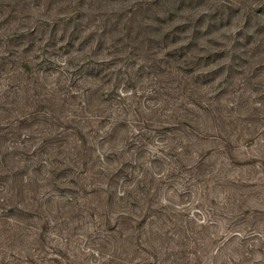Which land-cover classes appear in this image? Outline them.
<instances>
[{
	"label": "trees",
	"instance_id": "trees-1",
	"mask_svg": "<svg viewBox=\"0 0 264 264\" xmlns=\"http://www.w3.org/2000/svg\"><path fill=\"white\" fill-rule=\"evenodd\" d=\"M193 1L61 0L54 20L60 25L51 23L48 32L46 21L23 24L0 15V78L10 72L20 84L12 99L0 85V175L9 186L0 216L28 213L33 202L41 206L48 190L71 189L95 217L97 204H90L106 190L102 225L109 233L95 248L97 258L76 264H264V209L249 205L247 191L264 188V142L244 157L249 175L237 178L202 168L190 131L179 129L193 122L199 128L196 106L214 110L194 92L203 84L221 88L225 73L251 83L263 104L255 109L264 108V0L183 7ZM79 20H85L80 27ZM130 55L135 62L147 59L146 69L134 61L122 69ZM212 118L225 153L258 132L243 125L233 137V113L218 109ZM172 129L179 131L165 135ZM182 169L188 175L180 178L206 181V196L208 181L222 188L212 204L200 189L187 193L208 205L201 215L174 206L173 196L182 197L186 184L168 188L167 182ZM168 189L172 196L163 195Z\"/></svg>",
	"mask_w": 264,
	"mask_h": 264
},
{
	"label": "rangeland",
	"instance_id": "rangeland-1",
	"mask_svg": "<svg viewBox=\"0 0 264 264\" xmlns=\"http://www.w3.org/2000/svg\"><path fill=\"white\" fill-rule=\"evenodd\" d=\"M59 1L61 0H0V15H2L3 12L9 13L11 16H16L17 22L22 21L23 24H28L32 21V18H37L38 24L42 21H46L47 25L49 24L47 29L48 32L52 28L51 23L55 25V29L60 25L58 22L54 21L59 19V15H61L57 10ZM104 1L106 4L110 3L111 5L113 0ZM205 3L206 0H195L192 3H185L183 7L193 9L198 7L199 9H203ZM141 11L144 15L149 14V9L146 7ZM187 11L188 10H185L182 15H186ZM98 13L102 14L104 12ZM177 14L179 16L175 19L180 18V13ZM116 16L117 15H112L110 17L113 18ZM237 16L238 14L235 13L233 9L230 16L233 18L232 23L236 22L238 19ZM87 19L88 17L85 20ZM80 21L81 20H79V22ZM84 21L80 22L78 26H82ZM2 29L6 31L11 30V28L9 29L6 27ZM55 29L53 28L52 32H54ZM61 50L62 48L56 53L59 59L64 57ZM133 61L134 63H138L135 64V67L142 63L143 69H146L145 66L149 64L147 59L135 62L137 61L135 55H130L122 60V69ZM39 69H41V66H39ZM222 74H224V72ZM234 75L237 77L228 76L227 73L224 74L221 88L223 87L225 90H221V88L215 86L211 88L209 84H203L202 88H198L196 92H194L193 97H201L205 101H210L214 110L210 111L206 108V102H200L201 105L205 107L196 106L197 108L195 107L194 109L198 111V121H202L199 128L193 122L194 127L189 128L188 125L184 124L181 125L179 129L190 131V134H188L187 131L185 133L195 141L192 148L197 150L198 158L202 161V168H217L220 174L224 176L226 174L227 176L238 178L249 175L248 170L250 166L243 163V161H245V155L248 156L249 159L251 153H256L258 150L256 146L264 142V130H262L264 127V108L255 109V106L263 105L258 104L261 98L254 92L251 83L246 86L245 80L241 79L240 82L239 76L236 73H234ZM5 77L6 78H0V85L5 84L3 88L6 90V93H8L9 98L12 99L15 97V94L18 93L20 84H18L15 77L11 76L10 72L5 74ZM235 79L236 83H233L234 86L230 85V82ZM142 83H146L145 80ZM176 83H173V85H176ZM149 93L152 92L149 91ZM161 96L162 94H160L159 97ZM146 103L148 102L143 98L142 104ZM218 109L224 114L231 112L236 117L235 120L233 119L234 128L232 129V133H235L233 137L237 135L234 129L240 128L243 125L244 127H249L250 130L254 129V131H256L257 129L258 132L254 136L252 135V141L248 144H241L238 142L239 146L234 149L232 148L230 153L221 151L219 149V142L221 139L218 136L216 137L217 133L212 126V117L215 116ZM179 129H172L173 131L170 130L165 135H174V133H178L177 131H179ZM213 135H215V137H213ZM8 137H15V134L8 133ZM23 137L24 135H20L19 138L15 137V139L22 140ZM156 144L159 145V142H156ZM38 156L44 155L38 154ZM178 174V176L176 175L172 177V179H169L167 186L168 188L170 185L177 187L180 185V182L186 184V186L183 184L180 186L186 188L183 192L184 195L182 197L174 195L173 200L176 204L174 205L176 210L187 211L191 216L194 215L192 213L201 215L202 209L205 210L208 208L206 204H212V198L215 199V197L220 194L219 192L222 191V188L213 180L208 181L211 192L206 196L203 190L204 185H206L205 180H196L190 177L184 180L180 177H186L188 173L187 171L184 172L183 169L178 172ZM6 180L7 178L3 172V174L0 175V197L4 196L5 193L7 195L6 189L9 188V186ZM33 189L34 188H32V190ZM199 189L202 191V198H205L206 204L198 203L193 200L190 196L191 194H187L190 192L197 195L196 193H198ZM48 191H50V194L47 193V198L42 200L43 204L38 206L37 202L31 203L28 206H31L28 213L19 212L20 214L16 215L18 211L14 210L12 212L9 211L8 216H0V264H76L77 261L86 263L85 261H91L95 257L97 258L95 248L99 247L100 243L105 242V236L109 233L105 230V226L102 225L103 222L107 220L106 215L105 217L103 216V213L107 211L105 206L107 191H100L99 197L97 196L100 201L93 196L95 198L90 205L97 204L95 208V217L90 215V208H86V206L83 205L84 200L81 199L83 198L82 194H77L71 189H53ZM247 191L249 193L248 196L250 195L248 198L249 205H261L260 207L264 209V188L258 184L249 185ZM172 193V190L168 189V192L165 193L164 191L163 195L168 197L172 196ZM38 194V200L45 196L43 194V189ZM92 195L93 194H87L85 197L92 199ZM24 196L28 197L31 196V194H24ZM77 201L76 207L72 208L71 205ZM4 211L5 207L0 208V213ZM111 222L112 220H110V223ZM107 248L108 245L105 251H107ZM81 251L83 254H81ZM82 258L83 260H81Z\"/></svg>",
	"mask_w": 264,
	"mask_h": 264
}]
</instances>
